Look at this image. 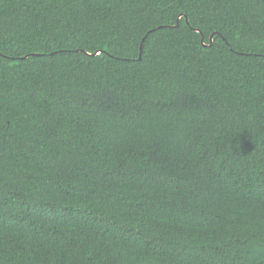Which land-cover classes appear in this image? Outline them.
<instances>
[{
  "label": "trees",
  "instance_id": "1",
  "mask_svg": "<svg viewBox=\"0 0 264 264\" xmlns=\"http://www.w3.org/2000/svg\"><path fill=\"white\" fill-rule=\"evenodd\" d=\"M0 264H264V0H0Z\"/></svg>",
  "mask_w": 264,
  "mask_h": 264
},
{
  "label": "bare ground",
  "instance_id": "2",
  "mask_svg": "<svg viewBox=\"0 0 264 264\" xmlns=\"http://www.w3.org/2000/svg\"><path fill=\"white\" fill-rule=\"evenodd\" d=\"M64 203V202H63Z\"/></svg>",
  "mask_w": 264,
  "mask_h": 264
}]
</instances>
